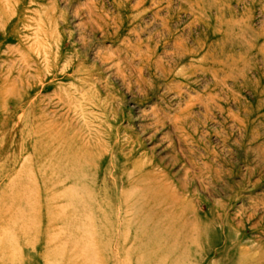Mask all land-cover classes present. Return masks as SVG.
I'll list each match as a JSON object with an SVG mask.
<instances>
[{"label":"rangeland","instance_id":"rangeland-1","mask_svg":"<svg viewBox=\"0 0 264 264\" xmlns=\"http://www.w3.org/2000/svg\"><path fill=\"white\" fill-rule=\"evenodd\" d=\"M0 264H264V0H0Z\"/></svg>","mask_w":264,"mask_h":264}]
</instances>
